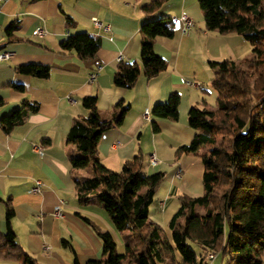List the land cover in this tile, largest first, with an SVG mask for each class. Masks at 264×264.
<instances>
[{
	"label": "crops",
	"instance_id": "crops-1",
	"mask_svg": "<svg viewBox=\"0 0 264 264\" xmlns=\"http://www.w3.org/2000/svg\"><path fill=\"white\" fill-rule=\"evenodd\" d=\"M153 1L9 0L3 5L0 54L9 52L12 56L0 61V119L25 100L38 104L39 111L8 135L0 126V236L11 228L18 245L40 264H74L76 260L85 264L102 259L103 243L94 227L111 233L117 252L126 253L130 232H119L103 206L78 201L75 180L91 177V168L73 171L71 159L79 152L68 142V135L78 118L89 115L82 104L84 97L97 96L105 121L113 118L121 101L130 106L123 124L101 136L96 155L105 167L119 172L125 162L142 152L148 175L165 174L150 207V218L163 227L168 239L170 221L180 208L179 196L204 194L200 154L207 148L198 154L177 155L178 149L191 144L198 133L189 126V111L209 104L214 78L210 62L244 60L254 50L241 35L207 30L198 0H168L147 16L142 8ZM184 12L194 22L189 32L179 19ZM67 17L74 26L68 25ZM166 17L174 20L175 34L157 38L154 49L168 63V70L153 80L142 72L130 90L116 87L113 80L121 62H137L143 71L141 26ZM13 23L17 29L8 37L6 29ZM38 30L44 35H37ZM76 33L100 39L95 59L83 61L73 52H62V41ZM28 64L50 66V77L39 79L17 72L18 67ZM99 66L102 69L98 71ZM97 71L98 76L91 80ZM12 84H21L25 90L16 91ZM174 93L181 97L179 120L156 118L153 108L168 102ZM147 111L149 118L145 117ZM37 147H43V156L36 152ZM151 157L160 165L151 166ZM39 182L40 191L35 193ZM8 202L14 210L10 220ZM57 207L61 217L55 216ZM0 264L21 263L2 257Z\"/></svg>",
	"mask_w": 264,
	"mask_h": 264
},
{
	"label": "trees",
	"instance_id": "trees-1",
	"mask_svg": "<svg viewBox=\"0 0 264 264\" xmlns=\"http://www.w3.org/2000/svg\"><path fill=\"white\" fill-rule=\"evenodd\" d=\"M168 0H155L142 10L151 16ZM205 26L221 35H241L254 53L244 60L210 62L214 72L212 88L217 93L216 107H192L189 126L198 131L189 145L178 149L177 155L200 154L203 164L202 196H179L180 208L169 224L168 239L162 226L150 218V207L157 188L165 179L164 173L148 175L142 152L122 166L119 172L105 167L97 157L101 136L113 127L121 126L130 110L121 101L112 119H102L97 96L84 97L87 118H78L68 135V142L78 148L79 155L71 159L74 170L91 168V177L76 181L79 204L100 205L108 213L119 232L129 231L126 253L117 252V244L109 232L96 227L103 243V258L85 264H209L212 253L226 264H264V0H198ZM68 25L74 26L67 17ZM172 18L145 22L141 26L140 59L121 62L114 76V85L133 89L143 74L153 80L165 73L166 60L155 53V40L172 38L175 34ZM17 24L6 29L12 36ZM62 52H73L83 61L95 59L101 48L99 38L88 33L70 35L61 43ZM17 72L39 79H48L51 67L28 64ZM23 92L21 84L10 85ZM181 97L174 93L164 104L153 108V115L162 120L177 122ZM39 105L23 101L19 108L0 119L5 134L25 122ZM157 130V128H156ZM14 215L7 203V217ZM87 222H89L87 220ZM141 241L140 250L131 246L129 238ZM195 243L198 255L190 246ZM67 243L65 242V245ZM9 257L21 264H40L18 245L10 228L0 236V258ZM74 264H81L78 260Z\"/></svg>",
	"mask_w": 264,
	"mask_h": 264
},
{
	"label": "built area",
	"instance_id": "built-area-1",
	"mask_svg": "<svg viewBox=\"0 0 264 264\" xmlns=\"http://www.w3.org/2000/svg\"><path fill=\"white\" fill-rule=\"evenodd\" d=\"M9 0H0V13H1V11H2V8H3V5L6 3V2H8ZM183 23H184V25H185V32H189L190 30H191V28L194 26V22L191 20V18L188 16V14L187 13H183L181 16H180V18H179ZM95 24L96 25H100V23L97 21V20H95ZM44 31H41V30H38L37 32H36V34L37 35H40V36H43L44 35ZM11 53H9V52H3V53H1L0 54V61H7V60H9L10 58H11ZM102 69V67L101 66H99L98 67V71L99 70H101ZM98 71L97 72H94L92 75H91V80H94V79H96V77L98 76ZM149 116H150V112H146L145 113V117L146 118H149ZM36 152L40 155V156H43L44 155V149H43V147H37L36 148ZM150 165L151 166H154V167H156V166H158V165H160V162L155 158V157H151V159H150ZM181 174H182V171L180 170L179 172H178V176L180 177L181 176ZM40 191V182L37 184V187L36 188H34L33 189V192H39ZM55 216H57V217H61L62 216V211H61V208L60 207H57L56 209H55ZM216 257H217V254H215V253H212V254H210L209 256H208V263L209 264H211V263H213V261L216 259Z\"/></svg>",
	"mask_w": 264,
	"mask_h": 264
},
{
	"label": "rangeland",
	"instance_id": "rangeland-1",
	"mask_svg": "<svg viewBox=\"0 0 264 264\" xmlns=\"http://www.w3.org/2000/svg\"><path fill=\"white\" fill-rule=\"evenodd\" d=\"M212 87V86H211ZM209 91H210V96L208 97V103H209V106L210 108H215L216 107V98H217V93L214 89L212 88H209ZM91 170V169H90ZM164 172V171H163ZM129 241H130V244L131 246L134 247V249L136 250L140 245H141V241L138 239V238H129ZM191 248L198 254V255H201V250L199 248V246L195 243H191L190 244ZM222 261V258L219 257L216 261H215V264H220ZM227 261H224V264H226Z\"/></svg>",
	"mask_w": 264,
	"mask_h": 264
}]
</instances>
